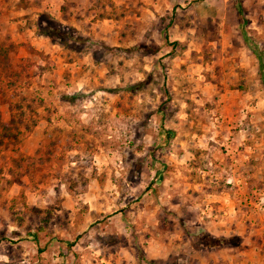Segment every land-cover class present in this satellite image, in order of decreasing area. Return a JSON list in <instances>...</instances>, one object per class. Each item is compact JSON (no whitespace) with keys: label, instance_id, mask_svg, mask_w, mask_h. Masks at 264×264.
I'll use <instances>...</instances> for the list:
<instances>
[{"label":"rangeland","instance_id":"1","mask_svg":"<svg viewBox=\"0 0 264 264\" xmlns=\"http://www.w3.org/2000/svg\"><path fill=\"white\" fill-rule=\"evenodd\" d=\"M244 38L264 0H0V264H264Z\"/></svg>","mask_w":264,"mask_h":264},{"label":"trees","instance_id":"2","mask_svg":"<svg viewBox=\"0 0 264 264\" xmlns=\"http://www.w3.org/2000/svg\"><path fill=\"white\" fill-rule=\"evenodd\" d=\"M37 25L39 26V33L47 38H50L53 42L59 43L61 45H67L68 42L75 41L77 38L74 36L73 29L65 28L52 17L45 14H40L38 17ZM245 46L251 51L258 61V70L261 83L264 88V55L253 43L249 42L244 38ZM137 86L142 85V82H138ZM201 240L204 241L205 248L215 249L222 248L226 246H236L238 245L239 238L237 236L224 239L213 237L209 234H202ZM208 241V243H206ZM150 263V261H148Z\"/></svg>","mask_w":264,"mask_h":264}]
</instances>
